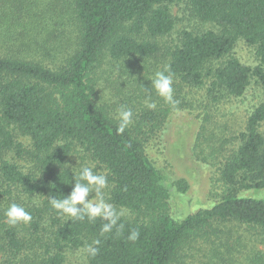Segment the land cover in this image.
Listing matches in <instances>:
<instances>
[{
	"label": "trees",
	"instance_id": "trees-1",
	"mask_svg": "<svg viewBox=\"0 0 264 264\" xmlns=\"http://www.w3.org/2000/svg\"><path fill=\"white\" fill-rule=\"evenodd\" d=\"M180 1L0 0V184L11 189L0 190V209L3 195L19 189L29 197L24 207L32 215L25 229L0 220V255L17 257L38 244L43 256L28 264H65L67 250H87L98 240L97 254L87 251L85 264H189L186 242L209 240L221 231L215 225L230 224L247 234L227 231L224 242L209 246L203 264H264L261 249L249 247L252 236L264 243V197L245 194L264 190V103L246 118L240 143L219 169L217 201L173 217L168 177L151 163L141 136L151 119L141 117L134 129L118 133L119 124L92 94V74L105 56L118 61L158 53L155 39L173 30L170 9ZM186 3L193 17L216 29L180 33L168 52L173 78L205 87L212 102L242 96L252 80L264 85V0ZM240 39L254 49L257 65L232 54ZM14 131L29 138L31 149ZM77 147L107 170L108 201L140 219L122 216L116 228L102 233L103 219L71 221L51 207L45 197L72 190L74 173L65 165ZM7 151L26 154L32 170L6 159ZM176 186L186 188L183 181ZM133 229L139 232L135 241L127 238Z\"/></svg>",
	"mask_w": 264,
	"mask_h": 264
},
{
	"label": "rangeland",
	"instance_id": "rangeland-1",
	"mask_svg": "<svg viewBox=\"0 0 264 264\" xmlns=\"http://www.w3.org/2000/svg\"><path fill=\"white\" fill-rule=\"evenodd\" d=\"M170 10L175 18V26L170 34L155 39L159 47L156 55L147 58H124L118 61L105 56L92 74L90 85L95 100L105 107L115 123L119 124L117 112L121 106H127L133 111V122L128 128L134 129L141 117L151 119L148 120V126L143 129L141 136L145 139L151 163L165 173L171 185L169 213L173 217H181L209 208L217 201L221 193L219 169L225 158L240 143V133L244 130L246 118L256 106L264 103V85L252 80L242 96L222 97L212 102L206 96L205 87L190 88L179 84L173 78V98L176 103L173 105L159 97L151 86V80L157 71H163L167 66L168 52L178 42L180 33L184 29L191 31L216 29L213 23L201 22L193 17L186 0L171 5ZM232 54L247 65L258 64L254 49L241 39L235 44ZM146 101L155 102L156 108L146 107ZM259 130L264 135V121L260 124ZM14 136L25 150L31 149L28 137L15 131ZM4 157L25 172L32 170L33 164L26 154L17 156L14 152L7 151ZM90 163L96 164L97 171H104L79 147L71 152L66 161L74 175L79 173L81 167ZM178 181L186 184L183 192L177 189ZM9 188L0 184V190L10 191ZM110 188L109 184L104 190L106 199ZM245 194L264 197V190H248ZM92 198H95L94 192ZM41 199L38 196L35 198L36 201ZM28 201L29 197L19 189H12L7 196L3 195L1 223L9 224L4 212L11 203L25 206ZM123 217L140 219V215L129 210ZM18 226L25 229L24 223H18ZM215 227L221 230L217 232V236L214 234L209 240L202 237L185 243L183 253L193 256L187 258L189 264H203L204 254L208 252L209 246L224 242L223 236L227 235V231H232L234 237L237 234L242 236L247 234L244 229L241 227L238 229L235 225ZM252 233L253 231L249 230L250 236ZM251 238L252 242H249L251 250L261 249L264 255V243H261L257 236ZM65 253V264H85L86 249H70ZM42 256L41 248L35 244L31 252L25 250L17 257H11L9 253L3 252L0 255V264H28L34 258L39 260Z\"/></svg>",
	"mask_w": 264,
	"mask_h": 264
},
{
	"label": "clouds",
	"instance_id": "clouds-1",
	"mask_svg": "<svg viewBox=\"0 0 264 264\" xmlns=\"http://www.w3.org/2000/svg\"><path fill=\"white\" fill-rule=\"evenodd\" d=\"M173 73L165 66L163 71H157L154 78L151 80V86L156 94L163 98L166 102L175 104L174 88H173ZM146 107L155 109V102H147ZM119 125L118 133H123L124 130L133 122V111L127 106H121L117 112ZM65 167H68L65 165ZM74 185L71 192L67 196L45 197L51 207L57 213L67 217V220L83 221L86 218L89 221H94L101 218L106 223L103 224L101 232L109 233L118 226L120 218L126 215L127 210L124 208L117 209L112 203L106 199L104 190L109 187L108 172L97 171L96 164L90 163L88 166L80 168L78 174L73 176ZM95 193V198H92V193ZM7 222L11 226L18 223L28 224L32 220V215L22 204L11 203L4 212ZM122 227V226H121ZM131 241L139 238V232L132 230L127 237ZM99 241H93L92 245H88L87 251L95 256L98 252Z\"/></svg>",
	"mask_w": 264,
	"mask_h": 264
}]
</instances>
